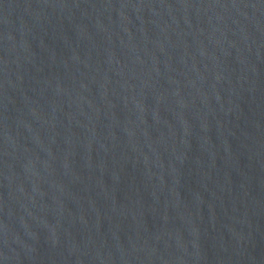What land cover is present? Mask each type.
Instances as JSON below:
<instances>
[{"label": "water", "instance_id": "95a60500", "mask_svg": "<svg viewBox=\"0 0 264 264\" xmlns=\"http://www.w3.org/2000/svg\"><path fill=\"white\" fill-rule=\"evenodd\" d=\"M0 264H264V0H0Z\"/></svg>", "mask_w": 264, "mask_h": 264}]
</instances>
